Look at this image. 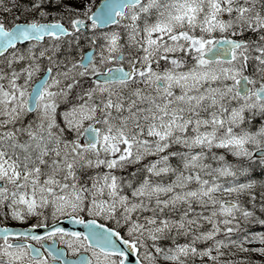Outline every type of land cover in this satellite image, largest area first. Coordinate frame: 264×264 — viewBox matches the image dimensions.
Segmentation results:
<instances>
[{"label":"snow or ice","instance_id":"1","mask_svg":"<svg viewBox=\"0 0 264 264\" xmlns=\"http://www.w3.org/2000/svg\"><path fill=\"white\" fill-rule=\"evenodd\" d=\"M0 264H264V0H0Z\"/></svg>","mask_w":264,"mask_h":264},{"label":"rangeland","instance_id":"2","mask_svg":"<svg viewBox=\"0 0 264 264\" xmlns=\"http://www.w3.org/2000/svg\"><path fill=\"white\" fill-rule=\"evenodd\" d=\"M255 255V254H254ZM256 258H259L258 256Z\"/></svg>","mask_w":264,"mask_h":264}]
</instances>
